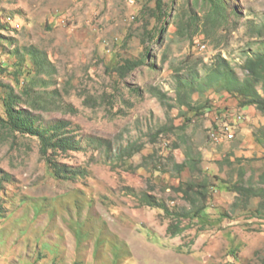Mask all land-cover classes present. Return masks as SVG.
Returning <instances> with one entry per match:
<instances>
[{
    "label": "rangeland",
    "instance_id": "rangeland-1",
    "mask_svg": "<svg viewBox=\"0 0 264 264\" xmlns=\"http://www.w3.org/2000/svg\"><path fill=\"white\" fill-rule=\"evenodd\" d=\"M156 3L0 0V115L11 86L39 125L67 121L79 149L57 160L82 172L57 178L36 137L0 128V264H264V198L233 206L230 190L241 172L264 187V113L212 89L193 95L207 105L196 112L175 92L217 55L244 77L245 57L264 51V0H226L216 24L206 0H163L160 18ZM125 59L144 64L120 77ZM203 180V216L183 217L176 236L173 217L141 202L178 213L189 207L179 185Z\"/></svg>",
    "mask_w": 264,
    "mask_h": 264
},
{
    "label": "trees",
    "instance_id": "trees-1",
    "mask_svg": "<svg viewBox=\"0 0 264 264\" xmlns=\"http://www.w3.org/2000/svg\"><path fill=\"white\" fill-rule=\"evenodd\" d=\"M157 17L166 15L163 0H156ZM210 7L206 15V20L210 23H219L226 18V0H206ZM192 24L195 23L191 20ZM191 24V26H192ZM178 31L182 29V20L177 23ZM264 28V25L263 27ZM161 26V32L163 31ZM264 47V41H263ZM144 64L143 59H125L117 67L120 77H125L128 73ZM201 64L202 74L195 70L190 75H179L175 87L176 101L179 106H186L196 112L205 108L207 105H192L193 95L197 93L202 95L206 90L212 89L215 92H226L235 96L238 100L239 107L255 106L260 112L264 113V51L254 53L245 57L243 69L246 71L244 77L240 78L235 68L222 55H217L210 63H204L202 59L195 64V68ZM31 89L25 88L24 92L29 93ZM152 93L160 101L166 99V93L152 88ZM20 97L15 94L14 88L9 87L6 98L3 102L4 116L0 115V128L11 133H20L36 137L39 141V151L45 164L51 169L52 173L60 179H74L82 172L73 169L57 160L58 154L67 153L79 149V141L74 135L68 134L67 128L69 123L64 120H57L48 126H42L37 123V118L29 110L17 108ZM195 106V107H194ZM139 149V148H138ZM132 145L123 149V153L130 156L134 151ZM191 167L195 168V160L191 161ZM176 167L182 170L184 163L177 164ZM244 173L241 172V180L236 181L230 190L236 193V200L233 206L242 204L247 206L251 198H264V187H253L245 184L243 180ZM261 182L264 183V173L260 175ZM207 181L200 182L187 181L181 183L177 191L183 193L188 199L189 207L182 209L178 213H173L165 205H159L155 199L148 194H143L141 202L146 205H156L162 207L166 213L173 217V220L167 227V232L171 236H176L183 232L187 227L181 226L182 218L185 217L190 221L200 219L206 209L208 198ZM262 204V203H261ZM260 204V205H261ZM176 214V217H174Z\"/></svg>",
    "mask_w": 264,
    "mask_h": 264
},
{
    "label": "built area",
    "instance_id": "built-area-1",
    "mask_svg": "<svg viewBox=\"0 0 264 264\" xmlns=\"http://www.w3.org/2000/svg\"><path fill=\"white\" fill-rule=\"evenodd\" d=\"M228 130V128H227ZM224 131V130H219V131H214V136L216 140H224L226 138H232L233 134L228 132V131Z\"/></svg>",
    "mask_w": 264,
    "mask_h": 264
},
{
    "label": "crops",
    "instance_id": "crops-1",
    "mask_svg": "<svg viewBox=\"0 0 264 264\" xmlns=\"http://www.w3.org/2000/svg\"><path fill=\"white\" fill-rule=\"evenodd\" d=\"M240 108H243V109H245V108H247V106H246V107H240Z\"/></svg>",
    "mask_w": 264,
    "mask_h": 264
},
{
    "label": "bare ground",
    "instance_id": "bare-ground-1",
    "mask_svg": "<svg viewBox=\"0 0 264 264\" xmlns=\"http://www.w3.org/2000/svg\"><path fill=\"white\" fill-rule=\"evenodd\" d=\"M213 137H215V136H213Z\"/></svg>",
    "mask_w": 264,
    "mask_h": 264
}]
</instances>
